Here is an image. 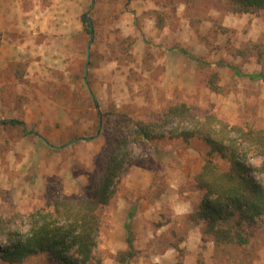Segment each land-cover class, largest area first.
<instances>
[{
	"label": "rangeland",
	"instance_id": "1",
	"mask_svg": "<svg viewBox=\"0 0 264 264\" xmlns=\"http://www.w3.org/2000/svg\"><path fill=\"white\" fill-rule=\"evenodd\" d=\"M18 1L28 10L32 0ZM42 1L44 5L48 0ZM85 2L82 13L89 26L83 25L78 54L65 56L68 63L63 72L46 68L48 75H37L32 68L27 78L11 82V73L4 70V81L0 77V120L23 122L0 121V221L14 216L10 230L25 233L26 217L32 211L46 212L55 199L78 200L91 194L94 179L101 176L123 139L128 151L125 167L112 198L99 211L97 244L87 264H135L140 257L150 260L152 253L167 246L176 248L181 261L184 253L178 245L194 227L203 238L201 249H207L206 242L213 243L210 261H203L199 254L197 264H264V215L240 220L233 213L216 221V228L227 229L232 238L240 232L244 243L215 241L212 232L206 231L208 221H196L203 197L196 176L209 158L202 138L190 139L196 140L190 153L194 158L185 162L190 140L145 139L137 131V125L154 126L168 106L181 103L198 118L214 114L232 125L264 130V82L237 77L228 67L264 75V10L236 12L229 0ZM90 30L93 40L89 44ZM31 131L61 147L38 144ZM29 144L28 158L23 150ZM160 157H170L172 162L161 163ZM211 158L220 169L228 168L225 160L216 155ZM249 162L259 167L261 156L253 155ZM136 165L155 171L151 181L155 189L141 196L130 192L124 182ZM177 166L188 173L182 176L175 171ZM167 167L174 172H160ZM256 174L264 177L260 171ZM167 178H171L167 185L174 183L170 190L163 185ZM141 197L155 200L160 208L152 221L139 212L129 220L133 254L125 260L127 228L118 225L129 202ZM180 198L187 199L192 210L185 217L173 218L171 202L178 203ZM14 239L0 236L1 249L9 248ZM0 264L63 263L39 252L17 262L0 258Z\"/></svg>",
	"mask_w": 264,
	"mask_h": 264
},
{
	"label": "trees",
	"instance_id": "2",
	"mask_svg": "<svg viewBox=\"0 0 264 264\" xmlns=\"http://www.w3.org/2000/svg\"><path fill=\"white\" fill-rule=\"evenodd\" d=\"M229 1L236 12L264 10V0ZM81 21L87 29L89 20L85 13L81 14ZM193 59L201 62L198 58ZM228 67L237 77L244 76L264 82L262 73L244 74L235 67ZM1 122L23 124L17 119ZM137 131L145 139L168 136L188 142L193 137L202 138L209 158L204 161L196 176L199 187L203 189L200 207L195 212L198 217L196 221H208L206 231L212 232L215 241L223 238L244 243L240 232H236L232 238L227 229L216 228L215 224L222 220L221 217L227 219L233 213H237L240 220L264 215V177L258 178L256 174L257 171L264 174V130L232 125L214 114L198 118L188 106L181 103L168 106L154 126L137 125ZM124 146L125 140L117 142L101 176L94 179L91 194L78 200L55 199L46 212L40 209L32 211L26 217L29 227L25 233L10 230L16 219L14 216L1 220L0 236L15 239L10 241L9 248L4 250L0 247V258L17 262L26 255L46 252L63 264H87L97 244L99 211L112 198L125 167L128 151ZM211 155L225 160L228 168L220 169L214 164ZM253 155L261 156L259 167L249 162V157ZM125 242L127 251L124 259L127 260L133 254V240L128 228Z\"/></svg>",
	"mask_w": 264,
	"mask_h": 264
},
{
	"label": "crops",
	"instance_id": "3",
	"mask_svg": "<svg viewBox=\"0 0 264 264\" xmlns=\"http://www.w3.org/2000/svg\"><path fill=\"white\" fill-rule=\"evenodd\" d=\"M32 1L29 9L25 10L18 0H0V33L2 34L0 41L1 81H4V78H2L4 70L9 75L11 73V82H16L19 77L22 79L27 78V73H31L32 68L36 71L37 75H48L46 68H58L63 72V68L68 63L65 60V56L74 58L79 52L78 45H80V36H82L84 30L81 14L85 7V0H48L44 5L41 4L43 2L42 0L39 2L36 0ZM66 51L68 52L67 54ZM33 132L31 131L32 134H35L40 139H37L39 141L37 142L38 144L47 143L50 146L54 145L48 143L43 137ZM31 146L29 144L23 150L24 154L26 153L25 155H28V158L30 157L29 149ZM59 146L61 147V145ZM195 146L196 140H190L187 148L189 154L186 153L185 162L187 160L192 161L194 158L190 153L194 152ZM28 158L25 157L24 161ZM178 159L175 157L176 162ZM168 160H170V163L172 162L170 157L159 158L161 163H167ZM196 160L198 164L201 162L200 158ZM172 170L167 167L165 170H160V172L170 174L174 172ZM175 171L179 172L182 176L188 173V171L184 172L185 170L178 168V166ZM154 173L155 171H149V168L145 166L136 165L132 172H128L125 175V185L130 192L133 191L141 196L145 191L155 189V185H151V181L154 179ZM170 179L167 178V181L163 185H167ZM171 185H174V183H169L166 188L170 190ZM178 185L177 188L181 186ZM184 193L186 194V192ZM121 200H123L121 203H125L126 201L125 199ZM179 200L181 201L178 203L171 202L173 218L185 217L192 210L191 204L185 202L187 199L183 200L180 198ZM129 205L126 213L122 215L123 217L119 222L118 226L120 228L125 227V223L127 224L129 220L133 219L136 216V212L142 214L143 218L148 222L149 220L152 221V219H155L157 208H160V205L155 203V200L150 202L143 197L131 203L129 202ZM134 208L136 211L133 210ZM186 236L185 241L178 245L179 248H183L184 253L181 261L177 258L176 248L174 246H167L157 254L152 253L150 260L146 258L147 260L145 261V257H140L135 264H176L178 261L180 264H197L199 254L202 255V259L204 257L203 261H210L208 257L213 243L206 242L207 249H201V241L203 238L197 227L190 229ZM207 264H210V262Z\"/></svg>",
	"mask_w": 264,
	"mask_h": 264
},
{
	"label": "water",
	"instance_id": "4",
	"mask_svg": "<svg viewBox=\"0 0 264 264\" xmlns=\"http://www.w3.org/2000/svg\"><path fill=\"white\" fill-rule=\"evenodd\" d=\"M90 40H89V44H90V42L93 40V32H92V30H90ZM89 53V48H88V50H87V54ZM33 132V131H32ZM34 133V132H33ZM73 140H71L70 142H68V144L69 143H71ZM53 147H55V148H59L60 146L59 145H52Z\"/></svg>",
	"mask_w": 264,
	"mask_h": 264
}]
</instances>
